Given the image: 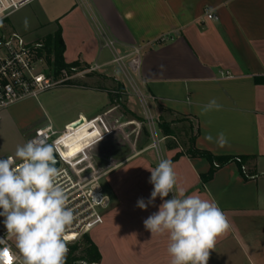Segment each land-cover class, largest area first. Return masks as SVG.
Masks as SVG:
<instances>
[{
	"label": "crops",
	"instance_id": "1",
	"mask_svg": "<svg viewBox=\"0 0 264 264\" xmlns=\"http://www.w3.org/2000/svg\"><path fill=\"white\" fill-rule=\"evenodd\" d=\"M21 9H34L31 18L26 17L29 30L52 31L34 39L17 30L0 28L2 32L43 43L59 27L64 62L81 67L108 64L98 77L109 76L112 67L103 36L114 39L124 55L141 48L135 76L140 93L174 135L159 133L161 157L172 161L176 173L173 193L164 199L196 193L222 209L230 229L217 239L208 264H264V0H34ZM97 95L102 97L98 104L92 99ZM38 98L37 124L65 134L57 141L63 158L79 161V166L85 157L105 180L109 206L102 211V224L86 235L99 254L97 264H170L167 234L152 236L144 226L163 201L157 197L146 210L137 206L139 199L147 203L150 198L153 185L147 169L159 160L149 137L136 131L135 118L109 123L115 109L106 90L96 87H62ZM212 99L222 109L202 115V107ZM16 106L4 111L1 120ZM80 119L83 125L71 131L70 125ZM129 126H135L133 140L123 131ZM183 128L188 138L195 136L198 150L213 157H245L251 178L241 174L239 165L228 163L202 182L210 164L184 154L175 138ZM220 132L228 141L223 147L215 142Z\"/></svg>",
	"mask_w": 264,
	"mask_h": 264
},
{
	"label": "clouds",
	"instance_id": "2",
	"mask_svg": "<svg viewBox=\"0 0 264 264\" xmlns=\"http://www.w3.org/2000/svg\"><path fill=\"white\" fill-rule=\"evenodd\" d=\"M222 107L212 99L202 107L201 114L220 111ZM206 139L211 142L214 138L208 135ZM215 142L220 147L228 143L223 132L218 133ZM54 153V144L37 137L18 145L14 157L0 159V216L4 217L7 232L15 237L22 264H65L64 233L74 214L57 180L59 168L55 166ZM16 160L20 161L18 165ZM147 170L151 172L149 183L153 190L147 203L141 198L137 206L146 210L157 197L163 202L144 220L145 228L152 236L167 234L170 264H208L217 239L230 229L224 212L217 203L196 193L181 192L182 198L174 194L172 199H164L176 185L171 160L161 159L156 167ZM107 200L105 196L100 201ZM4 250L0 249V264H9ZM7 252L12 264L13 257Z\"/></svg>",
	"mask_w": 264,
	"mask_h": 264
},
{
	"label": "built area",
	"instance_id": "3",
	"mask_svg": "<svg viewBox=\"0 0 264 264\" xmlns=\"http://www.w3.org/2000/svg\"><path fill=\"white\" fill-rule=\"evenodd\" d=\"M33 1L0 0V24L12 13ZM81 1L86 2L87 0ZM207 18L212 19L213 17L208 14ZM165 40V38H161L159 41L164 42ZM103 48L111 54L109 65H115L118 68L130 87L140 97L144 108L148 109L145 98L133 80L140 68L141 48L133 47L128 55H124L119 52L117 42L107 36H103ZM107 66L108 64H92L85 67L72 65L54 73L47 62L46 49L41 41H27L20 33L6 34L0 30V120L4 111L18 103L25 100H36L40 94L56 88L78 86L89 75L105 74L104 70ZM145 122L150 138V149L155 151L160 161L162 159L160 143L163 139L159 137L156 122L149 112L146 113ZM64 135H57L51 126H46L38 129L33 138L45 139L47 143L54 144L57 150L56 155L60 161L57 180L64 187L68 196V206L73 209L74 214L72 224L64 233L67 247L79 243L83 236L102 224V211L108 208L110 201L99 185L100 176L96 175L94 168L85 157L82 160H85L87 165L77 172L74 168L77 163H74L73 166L63 158L62 153L58 150L57 141ZM8 157L10 156L0 155V159ZM19 163L20 161L16 160V164ZM233 163L239 165L240 172L245 178H251L240 158H235ZM214 167L218 166L214 164ZM86 171H89V174L82 175ZM105 196L108 197V200L101 202L100 200ZM12 238L13 236L7 232L5 225L0 223V249H7L10 252L13 257L12 264H22L23 256L14 247ZM75 264L97 263L80 260Z\"/></svg>",
	"mask_w": 264,
	"mask_h": 264
},
{
	"label": "rangeland",
	"instance_id": "4",
	"mask_svg": "<svg viewBox=\"0 0 264 264\" xmlns=\"http://www.w3.org/2000/svg\"><path fill=\"white\" fill-rule=\"evenodd\" d=\"M31 10L34 9H21L18 12H15L9 17L7 21L2 22L0 24V28L2 29V31H6V32L7 30L8 31L17 30L18 32L25 33L27 34V38L29 39H34L37 38L38 36H42L45 35L46 33H50L52 31V27L43 28L42 31H39V29L37 31H31L28 29L30 25L29 22H27L26 17L31 18V14H32ZM108 71L110 72L109 76L99 75L98 77L97 74L89 75L84 80H82L81 83H87V85L91 87H96V88L100 87L106 89V91L110 93L113 99V103L109 104V106L115 109V113L111 117L109 123L113 122L115 124L116 122H122V121L127 122L128 120L130 121L132 118L136 117L139 120L138 121L135 120L134 122L137 125L136 131H138L139 134L142 133L141 131L142 127H145L147 129V124L145 122V117L147 112H149L154 118L155 122L158 123L159 119L154 116L152 111V103L148 98H146L145 94L142 93V96L145 98V104L148 109L144 108L138 94H136L135 91L130 87L126 79L123 77L122 73L118 70V68L115 65H112V67H110ZM101 76L104 78L101 79L100 78ZM133 80L139 91H142V87L140 83L137 81V79L133 77ZM81 83L78 86L68 87V88L81 89L82 88L80 86ZM119 86L123 87V92L119 91V93H117L118 92L117 89L119 88ZM92 99L93 102H96L98 104L101 101L102 97L100 95H97V96H93ZM26 101L27 100L18 103L15 108L8 111L7 120L0 121V155L3 154L4 156L14 157L17 146L25 144L27 141L33 138L35 129L43 128L44 126L37 124V122H39L37 118H39L40 115L38 106L40 108L42 99L38 98L37 101L29 100L31 102H26ZM134 129L135 126L132 127L129 126L123 128V131L125 135H127V137L133 140L135 134V133L133 134ZM157 133L159 135V132ZM176 134L177 136L175 138L177 140V143L183 148H185L188 139L185 133V128L179 129ZM92 157L93 156L91 155V161H93ZM78 162L79 161L74 160L72 164L74 163L78 164ZM86 165L87 163L85 162L80 164L79 166L76 165L74 168L77 172L78 170L83 169ZM87 174H89V171L82 173V175H87ZM99 185L103 193L105 195L108 194L105 180L101 179L99 181ZM3 221H4V217L0 216V223L4 224ZM12 243L16 248V241L14 236L12 238ZM17 250L19 251V249Z\"/></svg>",
	"mask_w": 264,
	"mask_h": 264
},
{
	"label": "trees",
	"instance_id": "5",
	"mask_svg": "<svg viewBox=\"0 0 264 264\" xmlns=\"http://www.w3.org/2000/svg\"><path fill=\"white\" fill-rule=\"evenodd\" d=\"M44 47L46 49V54H47V60L49 61L50 66L52 67L54 73H57L58 70L72 66L68 65L64 62L63 60V52H64V44L62 42L61 38V31L60 28L58 27L57 30L46 37L42 39ZM73 65H76L75 63ZM82 88L89 89V88H94L87 83H81L80 85ZM100 90H106L103 88L98 87ZM116 91V90H114ZM117 93L123 92V87L119 86L117 89ZM109 96V101L112 104L113 99L112 96L108 91H106ZM136 121L139 119L134 117ZM144 122V121H143ZM156 128L157 131L163 136V137H174L173 132L170 129V126L168 123L165 122H158L156 123ZM142 134L145 137H149L148 130L145 127H142ZM194 141H195V136H189L188 142L186 144V147L184 148V154L188 156L189 158H203L206 159L209 164H210V169L206 173V175L201 177L202 182H207L210 180L213 176V173L216 169L228 164V163H233L235 158L232 157H213L209 153L198 150L194 146ZM176 145V144H174ZM179 157V154H176L173 159H176ZM242 163L244 164L246 162L245 157L240 158ZM214 164H216L218 167H214ZM67 253L65 257V264H73L77 261L83 260L87 262H98L99 261V254L94 247V245L90 242L89 238L87 236H83L82 239L80 240L79 243L74 244V245H69L67 246Z\"/></svg>",
	"mask_w": 264,
	"mask_h": 264
},
{
	"label": "water",
	"instance_id": "6",
	"mask_svg": "<svg viewBox=\"0 0 264 264\" xmlns=\"http://www.w3.org/2000/svg\"><path fill=\"white\" fill-rule=\"evenodd\" d=\"M83 125V119H80L78 121H76L75 123H73L72 125H70V130L74 131L77 130L78 128H80ZM54 157L56 158V167L59 168L60 167V161L58 160V157L56 155V153H54ZM75 264V263H74Z\"/></svg>",
	"mask_w": 264,
	"mask_h": 264
},
{
	"label": "snow or ice",
	"instance_id": "7",
	"mask_svg": "<svg viewBox=\"0 0 264 264\" xmlns=\"http://www.w3.org/2000/svg\"><path fill=\"white\" fill-rule=\"evenodd\" d=\"M3 255H4V257H6V258H7V260H8V262H9V264H11V257L9 256V254H8V252H7V250H6V249L4 250V253H3Z\"/></svg>",
	"mask_w": 264,
	"mask_h": 264
},
{
	"label": "flooded vegetation",
	"instance_id": "8",
	"mask_svg": "<svg viewBox=\"0 0 264 264\" xmlns=\"http://www.w3.org/2000/svg\"><path fill=\"white\" fill-rule=\"evenodd\" d=\"M37 130H38V129H35V130H34V135H35V133H36Z\"/></svg>",
	"mask_w": 264,
	"mask_h": 264
}]
</instances>
